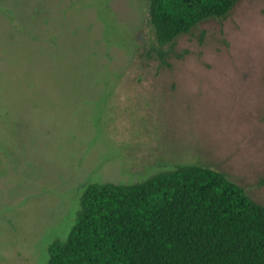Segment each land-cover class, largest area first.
Segmentation results:
<instances>
[{"label": "rangeland", "instance_id": "374dc122", "mask_svg": "<svg viewBox=\"0 0 264 264\" xmlns=\"http://www.w3.org/2000/svg\"><path fill=\"white\" fill-rule=\"evenodd\" d=\"M182 164L264 205V0L165 46L148 0H0V264H47L87 184Z\"/></svg>", "mask_w": 264, "mask_h": 264}, {"label": "trees", "instance_id": "16d2710c", "mask_svg": "<svg viewBox=\"0 0 264 264\" xmlns=\"http://www.w3.org/2000/svg\"><path fill=\"white\" fill-rule=\"evenodd\" d=\"M165 46L239 0H148ZM47 264H264V205L215 168L182 164L134 183H89Z\"/></svg>", "mask_w": 264, "mask_h": 264}]
</instances>
